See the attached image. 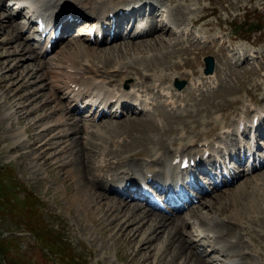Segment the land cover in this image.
<instances>
[{
  "label": "rangeland",
  "instance_id": "obj_1",
  "mask_svg": "<svg viewBox=\"0 0 264 264\" xmlns=\"http://www.w3.org/2000/svg\"><path fill=\"white\" fill-rule=\"evenodd\" d=\"M166 1L168 4L165 1H163V6H165L164 9L168 11V13L169 12L171 13V18L174 21L173 24L175 26H179L185 23V21H187L186 23H188V20L189 22L193 21L197 23L198 18L195 16L199 12V7H203V5L205 7H203L204 10L201 13H204V15H209L210 13H212L211 16H208L200 21V24L204 22L211 23L203 27L204 28L203 31H206V29H210V31H212L211 33L205 34L204 37V39H206L205 42H201L200 44H198L188 39L185 40L183 35L182 37L179 36L177 42L174 44L173 43L175 39L174 33L171 30L168 31V29L162 25L161 28H163V31L160 30L161 28L154 33L152 31V33L148 34L150 36H145L142 38L141 37L133 38L130 40L125 39L124 42L123 40L119 39L116 42L113 41L107 42L104 40V42L102 41L101 44L96 43L99 47L103 49L96 51L98 56L95 57V59L100 60V62L102 60V64L104 63L106 67L114 65V63L118 60L119 62H121L122 59L124 61H127V59H125L126 57L123 58L122 56L123 53L120 55V53L118 52L117 50L118 47L112 49L115 52L114 53L110 52L111 54L105 52L104 49L108 48L109 46L114 47V44L117 43L119 45L122 44L123 50L125 48L130 49L132 53V51H135V49L132 47L134 44L145 45L149 42H152L153 38L156 37L158 33H161V35L165 37L166 41H169V45L164 49L158 48L159 50L158 52L161 55H164L166 53V55H164L165 57H167V53H168L170 57H168V63L163 64L165 69L163 70L158 69L159 72L163 71L171 74L173 72H177L178 80H182L185 78L182 72L184 71L185 73H188V71L187 69H182L181 70L182 72H179V70L183 67H188L191 69V71H194L197 76L198 75L197 71H201L198 69L199 65L201 64L204 65L203 56L211 54L214 58L220 61L219 67H224V65L226 66V68H218L217 60H215V72L217 73L218 79L221 81L222 78H224V81L223 80L221 81V84L218 87L217 92L213 95L210 94L206 97L204 95L199 96L194 92H191V95L188 96L189 99H194L196 96L200 100L202 99V101L204 102H200L198 106L191 104L188 107V110L190 111L186 110L185 112H183L182 110H179L178 112L175 113L174 112L168 113L164 109V107L160 104L162 99H160V97L156 95L157 105L153 110L152 116L148 118L147 117L135 118L132 116H127L125 118V119L127 118L133 119L136 121H140V120L151 121L149 123V125L151 126L144 131L140 130L139 127L128 128V126L124 124H120V125L117 124L116 126L114 120L99 119L98 121H96L100 125H102V129L106 133L105 137H107L109 141L111 139L116 141L115 142L116 148L112 149L111 151H108V153L112 155H118L119 157H122L125 161H136V163L139 165V168L142 166L145 167L147 163H150V160H153L157 157L158 153H160L159 155H161V153L162 154L165 153L167 149L169 151L174 150L176 146L172 145V143L174 142L171 140V138L173 137L175 138V132L179 128L182 127L186 128L190 126L189 127L190 134H187V137L185 139H188L189 136H192L193 134H199L204 129H208V127L204 125L201 121H199L198 118L196 117L198 113H199L198 115L199 119L202 118L201 114H206V117L210 118L211 114H213V111L222 110L221 113L223 117L227 119H236V117L240 116L242 113L250 112L249 97H248L249 95L256 99L255 101L257 102V104L259 105L264 104L263 103L264 95L262 94L257 95V93L263 92L264 89L262 88V84L260 82H256L264 77V70L260 71L259 75H258V69L254 67H249L244 71L245 67L248 65L244 66L242 64L235 66L234 64L235 62L236 64H239L242 61L237 57L234 58V63L232 64L233 65L232 68L230 63L228 62V59L225 56H223L224 51L220 49V46L216 42L215 43L209 42L211 38L215 36L217 33L220 32L223 33L224 32L223 30H225L226 32L229 31V29L225 25V22L231 19V15L240 16V19H242L244 12L243 6L245 4L249 6V7L248 6L245 7V9L249 11L248 12L249 15L254 18H259L262 22V25H264V0H237L235 6L232 5L234 0H197V2L199 1V4H196L195 0H186V1L166 0ZM183 3L185 6L184 8H182ZM190 8H195V9L192 10ZM180 10L181 12L179 13L178 11ZM9 11H11V9ZM3 12L6 11L3 10ZM154 12L155 14L158 13L156 16L160 22L162 18L159 15L158 9H156ZM152 23L156 25L161 24V23H156V20L153 21ZM217 25H220L224 29H221L219 32H217L218 31ZM4 26H5V30L0 31V184H1L0 189L2 187H6L9 193L8 195H0V201H2L3 203L2 205H0V238H4L5 236L9 235L8 234L9 230H12V222L14 223L13 227L15 228H21L25 226L24 221L21 217L15 215L12 218V207H9L6 204L7 202H10L12 204V201H9L8 197H11V194H17V198L24 197V199L31 206L27 215L29 217V222L30 224H32L34 230L38 232V229H36L38 223L39 225H44L46 229L49 228L50 226L54 228V230H56L59 235H64L65 239H67L68 242V244L63 245L64 253L71 255L73 257H80L78 261L79 264H118V263L119 264H151L152 262L151 260H153V264H155L156 261L153 259V255L149 257L142 256L144 255V252H140L137 255H133L134 252L132 251L130 245L127 244V241L124 239V236L122 235L121 237L120 233L115 229L119 233V234L117 233L116 236L115 233L116 231L114 232L113 223L107 225L108 221L107 223L105 221L103 223V221L97 220V218H95V216L91 211H89L87 216L86 215L87 211L84 212L78 209L75 204H72V202L69 199L71 196L70 195L71 192H67V191L74 190L77 187V185L73 186L72 188L69 187L65 189L61 184L64 178L61 171H58V168L61 169L64 168L61 166H57L56 163L52 162V160L53 161L55 160L54 149L58 148L57 146H53L51 149L48 148L46 149L47 155L49 157H44V158L42 157L39 158V160L32 159L33 155L31 154L32 152H29L30 149L37 148L38 144H41L42 141L39 138H35L37 136L36 134L37 128H35V124H33L29 128H26L27 132L26 134H23L25 143L30 144L29 147L25 145L12 146V141L14 140L12 139L11 136L12 132L14 130L21 129V126H24L29 119L34 118V116L37 113L36 111L32 110L28 114L20 118L19 122H17V118H13L12 113L10 114L9 119H7V116L3 114V112H5V109H7V104L11 102L13 98L18 97L17 100H22L23 99L22 96L27 95L28 93H30L31 95L36 94L37 96H34V98L35 101H38V99H40L41 96H38L36 92H40V93L47 92L50 89V86L46 83L47 81H49V79H47L46 77L48 75L43 74L44 72L43 70L47 69L45 68L46 67L45 65H44L45 67L43 66L44 69L41 68L40 65V69L42 71L43 77L45 76V78L43 79V77H41L40 80H37L36 82L34 80H31L28 83H26L24 81V77H22L23 75H25L26 72L20 74L17 70H15V68L9 67L10 65H12L11 63L15 62V59L12 57L17 56V54L15 55L11 53V50L12 51L14 50L13 46L14 45L17 46L20 43L24 44L26 47L27 45L24 42H21L22 40L19 34L20 30L18 32V28L12 32L14 36L16 35V37L12 40V42L10 43L5 42L3 38L6 37V35L10 34V32L7 30L9 28L7 23ZM226 32L224 33L226 34ZM238 32L240 33L239 34L240 36L247 37L249 39V42L256 43L258 48L260 49V54L261 53L264 54V27L261 33H252L251 36H247L248 33L243 32L240 29H238ZM77 35L79 36V33H77ZM209 36L210 38H208ZM229 36L231 38H234V36H232L231 34H229ZM235 44H239V45L242 44L243 46L249 45L246 41H239V40H236ZM141 45L139 50L144 49L145 51L148 52L147 54L149 55L151 52L156 51L153 48L148 49V48H144V46ZM66 48H68L69 51H67ZM72 48H73L72 43L71 45L69 43L62 44V46L54 49L50 59H53L55 56L57 57L60 54L62 55H64L65 53L67 54V52H70ZM173 49L175 50L169 51ZM28 52L30 53V49ZM135 52H137V54L134 56L140 57L141 53H139L138 49ZM30 54L31 55L29 58L31 59L29 58L26 59V57H23V60L21 61L22 64L18 66V68H22L23 66H28V65L32 66L33 64L36 65L37 61L32 57L33 56L32 52ZM196 58L198 62V67H196L197 66ZM61 60L63 61L64 59L62 58ZM248 60L251 63L253 62L255 64L253 58ZM262 61H263L262 58L257 59V63H262ZM135 65H128V67L129 69L133 68V70H135L141 76L142 68L138 66H143V64H141L139 61H136ZM153 68L157 69L154 67V65L144 66L145 69L144 74L153 73L154 71ZM226 69H228V71H226ZM146 76L147 77H143V80H145L143 83V87L148 93L155 94L156 88H154V86H156V83L158 81L154 77H151L150 74H147ZM134 80L138 81L137 79ZM12 81L14 83H12ZM165 83L169 84L170 86L171 85L174 86L173 78L169 79ZM43 84H46L45 87L47 88L48 86L49 89H46L44 87L41 90H38V88H36ZM251 85L252 87H250ZM34 89L37 91L35 92ZM12 94L14 95L12 96ZM59 94L61 93L59 92ZM234 94L236 98H229L230 95H234ZM207 98H212V99H207ZM58 100L63 102V99H58ZM58 100L54 99V101L50 102V104L52 103L55 104ZM50 111L51 110H49L48 113H51ZM57 113L59 112L58 111L52 112L51 113L52 115L49 116V120L50 117H52L53 115L58 116ZM165 114H168L169 116H165ZM158 118L161 119L160 121L162 122V126L157 125L156 121L158 120ZM101 120H103V122ZM12 122L14 128H12ZM50 122L52 123V127H55L54 128L55 130L56 128L57 130L60 129V126H58V124H53L52 121ZM110 128L111 129L113 128V130H111ZM105 129L107 130V132ZM59 131L57 132V134L61 135L60 134L61 132ZM79 134H81V137L78 136ZM86 134L87 132H85L83 129L82 130L79 129V131L76 134L77 137H75L78 140L77 142L78 145L75 147L79 146V141L83 140L82 138ZM89 135L90 134L88 133V136ZM212 135L215 136L216 134H212ZM207 136L208 135L206 136L203 135L197 139H204ZM95 137L96 136H92L90 139L93 140ZM157 140L165 143L162 146V144H160ZM96 141L100 142L99 140ZM119 141H122V143ZM56 143L54 145H56ZM90 143L91 144H89L85 149V151L87 152L85 155L86 171H84V175L86 177V173H87L88 178L91 177V172H90V166H87L88 165L87 160L91 159L94 149L96 150V148H102V146H104V143H102L100 146L99 144L93 141ZM123 143L125 145H122ZM92 144L94 145L96 144V145L92 146ZM111 147L113 146H109V148ZM41 150L42 149H40V151ZM132 153H137V154H132ZM63 154L66 155L67 153H63ZM128 154H132V155L128 156ZM69 157H72V155L69 154ZM42 160L45 162L44 167L41 166V164H39V162H42ZM250 175H251L250 177H248L247 175L246 178H243L241 181L247 179L248 181H253L256 178V175H259L258 176L259 182L260 183L263 182V184L255 190L258 191V194L260 195L264 194V168L254 171V173ZM3 182H6L5 185H3ZM66 183H69V180L65 181V184ZM235 185L230 186L225 191H222L220 194L221 197H223L226 194H229L231 188H234ZM9 188L11 190V194ZM105 198L107 197H104V199ZM239 199L241 205L248 201L246 198L243 199L239 198ZM198 207L201 208L202 206L201 207L198 206ZM210 209L211 208L209 209L206 208L205 210L209 211ZM223 211L226 212L229 210L224 209ZM258 212L264 213V206H261ZM79 214L82 216H80ZM156 215L157 214L153 215V217ZM88 217H90V219L93 220L94 224L88 222ZM8 218L10 220H8ZM164 220H170V219L164 218ZM143 223L144 225H141L142 230L146 226L147 222H145L144 220ZM261 223H263V227H261V225L257 223V224H253V225H258L257 227H253L252 229L249 230V231L252 230L251 231L252 241L254 242L255 247L264 245V219L261 220ZM93 226L97 229V232L94 228H92ZM184 227H187V225H184ZM19 234L25 235L26 237L21 241V243H19L16 252H10L8 250H0L1 264H6V261L4 259H6L9 262V264H28V263L47 264V262H45L44 257H42L40 250L38 249L37 242L34 240L30 232L23 231V232H19ZM112 234H113V238H112L113 240L112 239L111 240L114 243H112V241H110L109 239V237L112 236ZM157 241H158L157 238H152V240L147 242V244L142 242L138 244V246L140 247L143 244V247L146 249V252H150V250L154 249L155 247H159L158 245L159 243ZM1 245L3 244L1 243ZM45 245L46 243H43L42 247H45ZM167 246L171 248V245H167ZM261 249L262 248H260V250ZM169 251L170 249L168 250L163 249V251L161 252H165V253L161 257V259H165ZM170 257L171 256H168V259H170ZM159 258L160 257L158 256L157 259ZM177 261L174 262V264L177 263ZM51 264H60V263L54 261ZM61 264H65V263L61 261Z\"/></svg>",
  "mask_w": 264,
  "mask_h": 264
},
{
  "label": "bare ground",
  "instance_id": "obj_2",
  "mask_svg": "<svg viewBox=\"0 0 264 264\" xmlns=\"http://www.w3.org/2000/svg\"><path fill=\"white\" fill-rule=\"evenodd\" d=\"M66 1L69 0H21V2L19 3L20 4L19 10L15 14L19 15L20 10L27 7V4L29 6H32V8L34 7L36 10H53L61 6ZM71 1L75 3V6H72L74 9L86 12L88 13L89 16L98 13H104V15L99 18V20L101 19L104 23L107 22V18L111 17L109 12H112L113 10H118L120 8L133 12L134 10H139V8L138 9L135 8L136 7L135 5L142 4V0H134V1L133 0H128V1L71 0ZM164 11L166 10H162L160 14L162 15ZM151 12H152V8L150 10V13ZM166 12L168 13V11ZM178 12L180 13L181 10ZM12 18L13 16L10 14V12H7V15L4 14L2 20L0 21V31L5 30L4 25H6V23L10 28L7 29L10 32V34L6 35V37L3 38V40L7 43L12 42V40L16 37V35L14 36L12 32L18 28V25L14 24ZM173 22L174 21L170 16L167 17L166 23L164 24L163 22H161V24L156 25V24H152L151 22V26H153L152 30L143 36H147L148 34L152 33V31L153 33L156 32L158 29L162 27V25H165L164 27L168 26L169 28L173 29L175 33H178L179 32L178 29L180 25L175 26ZM193 24H195V22L192 23V26ZM25 25L26 24H23L22 27H24ZM84 25L87 24H85V22H82L77 26L82 27ZM160 30L163 31V28H161ZM82 31L85 30L83 29ZM183 35L185 40L188 39L190 41L198 43L197 40H195L193 36V31L191 29H189ZM20 36H21V32H20ZM86 39L88 40L87 36ZM118 39L119 38H115L112 40L116 42ZM94 40L96 42L98 41L97 38H94ZM69 44L71 45V43ZM89 44L90 43L87 41L83 43L72 42L73 48L70 50V52H67V54L63 53L65 57L63 62H56L51 60L48 62L49 63L48 69L46 71L43 70L44 71L43 74H45V72L48 73L49 70L50 72L49 82H51L50 89L48 86L47 88L45 87L46 84L40 85L36 88H38V90H41L42 88L45 87L46 89H49L47 92L40 93V92H36L37 90L34 89V91L38 94V96H41L40 98L41 100L38 99V101H35L34 96L37 95L36 94L31 95L30 93H28L27 95L22 96L23 97L22 100H17L18 97L13 98L12 101L7 104V109H5V112H3V114L7 116V119L10 118V114L12 113L13 118H17V122H19V119L22 118L24 115L28 114L30 111L33 110L36 111L37 113L34 116V118L29 119L24 126H21V129L14 130L12 132L11 136L12 139H14L12 141V146L25 145L29 147L30 144L25 143L23 134H26L27 132L26 128H29L33 124H35V128H37L36 131L37 136L35 138H39L42 141L41 144H38L37 148L30 149L29 152H32L31 154L33 155L32 159L39 160V158L42 157L43 158L49 157L47 155L46 149L47 148L51 149L53 146H57L58 148L54 149L55 160L54 161L52 160V162L56 163L57 166H61L64 168V169L58 168V171H61L64 178L61 184L65 189L69 187L72 188L73 186L77 185V187L74 190L67 191V192H71L70 194L71 196L69 199L72 202V204H75L78 209L84 212L87 211L86 212L87 216L89 211H91L95 216V218H97V220L103 221V223L104 221L106 223L108 221L107 225L113 223L114 232L117 230L120 233L121 237L122 235L124 236V239L127 241V244L130 245L132 251L135 253V254L133 253V255H137L140 252H144V255L142 256L145 257H149L153 255V259L156 261L155 264H174V262H176L179 257L181 258H179L177 263L175 264H264V245L255 247L254 242L252 241V235H251L252 230L249 231L253 227L258 226L253 224L258 223L261 225V227H263V223H261V220L264 219V213L261 212L262 213L261 214L260 212H258V210L261 206H264V196H263L264 194L260 195L258 194V191L255 190L263 184V182L262 183L259 182V178H258L259 175H256V178L253 181H248L247 179L241 181L240 183H236L234 188H231L229 194L223 196L224 198L221 197L220 194L222 191L227 190L226 188H223L215 192V195L211 197V199L200 201L196 207H193L192 210L195 212V216H194L195 221L194 222L190 221V217L192 214L190 213L184 223L185 225L189 224L190 226L189 231H192V233L194 232L195 237L192 238L189 237L187 240L184 239V236H181L182 233L181 229L179 230L178 228L179 223L182 221L180 220V218H173L172 220H164V217L160 215L159 216L156 215L153 217V215H155L153 211H148V209L146 210L141 209L142 204L138 203L136 200L132 202H128L124 199L118 198L113 191H109L112 193V196L107 195L108 193L106 192V188H105L106 185L103 186L101 179L98 178L97 176L101 170H103L105 167H108L110 164V159L105 158L106 156L104 155L108 154L107 153L108 151L105 150L106 147L105 144L110 143L112 139L109 141L108 138L105 137L106 133L102 129V125H100L98 122L95 124L94 123L95 118L93 117L87 118L88 120L91 121L90 125H86L85 123L80 126L78 124H74L72 120L76 121V119L69 118L68 115L65 113L71 112L72 104L75 103V101L72 100L70 96H68L69 97L67 99L68 103L63 104V102L58 100L63 97L62 93L61 95H58L55 91V88L62 87V89H64V91L68 93L69 86L72 83H75L83 86L87 90L92 89L93 91H99L100 94L104 93L107 98H112L116 96L120 101H122L123 99L129 100L130 102L139 101V102H143L144 106L146 107L148 104V100L139 94L142 93L143 95H148L153 99V110L157 105L156 97L158 96L160 97V99H162L160 104L164 107V109L168 113H172V112L175 113L180 110L181 102H185L188 99L187 96L189 90L192 89V85L188 84L183 89L177 90L176 88L172 89L171 88L172 85L170 86L169 84L165 83L171 78L178 77V75L177 72H173L172 74L163 71L159 72V70L165 69L163 64L168 63V57H170L168 53H167V57H165L164 55H166V53L164 55H161L158 52L159 51L158 48L164 49L169 45V41H166L165 37L161 35V33H158V35H156V37L153 38L152 42H149L145 45L134 44L132 46L135 49V51L138 49L139 53H141L140 57L134 56L137 54V52L135 51H132L131 53L130 49L125 48L123 50L122 44L119 45L115 43L114 47L111 46L112 47L111 48L109 46L108 48H105L104 49L105 52L114 53L115 51L112 49L118 47L117 50L120 53V55L123 53L122 55L123 58L126 57L125 59H127V61H124L122 59L121 62H119L118 60L114 63V65L108 67H106L104 63L102 64V60L100 62V60L95 59V57L98 56L96 51L103 48L98 46H90ZM140 45L148 49L153 48L156 51L151 52L149 55L147 54L148 52L145 51L144 49L139 50ZM13 48L14 50L13 51L11 50V53L15 55L17 54V56L12 57L15 59V62L11 63L12 65H10L9 67L15 68V70H17L20 74L26 72L25 75L22 76L24 77V81L26 83L30 82L31 80H34L35 82L37 80H40V78L43 77L42 71L40 69V65H42L41 62H38L40 63L38 65L33 64L32 66L28 65V66H23L22 68H18V66L22 64L21 61L23 60V57H26V59L30 57L31 54L28 52L30 48H28L27 50V47L22 43L18 44L17 46L14 45ZM66 49L67 51H69L68 48ZM174 50L175 49L169 51H174ZM31 52L33 54V57L35 56L38 57V54L34 52L33 48ZM136 61H139L141 64H143L141 76L135 70H133V68L129 69L128 67V65H135ZM97 63L102 64L100 66L101 69L99 68ZM149 65H154V67L157 68V69L153 68L154 70L153 73H147L158 81L156 83V86H154V88H156L155 94L148 93L143 87V83L145 81L143 80V77H147L146 76L147 74H144L145 71L144 66H149ZM41 68H43V66H41ZM198 69L202 70V66H200V68ZM200 73H201L200 78L197 79V81L193 82L194 84L193 88H196V83L202 84L208 80L215 83L216 80H219L217 73L215 72V68L213 72L210 74L206 75L203 74V72L201 71ZM129 74H132L133 78L138 80V81L134 80L133 82L134 84L137 82L135 84L136 89L133 88L134 85H130L133 83L129 84L126 81V77H129ZM190 75L194 77L196 76V73L194 71H191ZM44 78L45 76L43 77V79ZM12 83L14 82L12 81ZM46 83L48 84V82ZM115 84L117 85V87H115ZM124 85H129L131 88H128V86L125 87ZM262 88L264 89L263 86ZM13 95L14 94H12V96ZM54 99L55 100L57 99L58 101L55 104L53 103L50 104V102H53ZM253 108L258 109V113H255L256 115L253 116H258V120L262 119L264 115V109H261L257 105H254ZM49 110H51L50 111L51 113L57 112L59 110L60 112L57 113L58 116L53 115L52 117H50L49 120V116L52 115L51 113H48ZM127 116L129 115L127 114ZM165 116H169V115L165 114ZM253 116L251 117L249 122H252ZM141 117L142 116H140L139 118ZM160 120L161 119L158 118V120L156 121L158 126H162V122ZM50 121H52L53 124H58V126H60L59 129L60 131L57 130V128L55 130L54 129L55 127H52V123ZM114 121L116 126L117 124L119 125L124 124L128 126V128L139 127V129L143 131L147 130L151 126L149 125V123L151 122L149 120L136 121L129 118L127 119L121 118L118 121L116 120ZM237 124L238 122H236L235 126H237ZM12 128H14L13 122H12ZM80 128H83L90 135L86 140L85 138H82L83 140L79 141V146L75 147L78 145L77 143L78 140L75 138L77 137L76 132L79 131ZM111 130H113V128ZM58 131L61 132L60 134L62 136L57 134ZM92 136H96V137L93 140H91L90 138ZM54 139L57 141V143ZM96 140H99L100 142H97ZM92 141L99 144V146L102 143H104V146H102V148H96V150L94 149L91 159L87 160L88 161L87 166H90V172H91V177L88 178L87 173H86V177L84 175V171H86L85 155L87 152L85 151V149L89 144H91L90 142ZM158 142L162 144V146L165 143L160 141ZM206 142H207L206 140L202 142V146H204ZM55 143L56 145H54ZM197 144L198 143H195L193 145L192 143H189L188 144L189 151H194L196 153L200 151V149H198ZM95 145L92 144V146ZM122 145L125 144L123 143ZM109 146H115V142H112ZM184 148L185 145L182 144L179 148H177V150H175L171 155L168 156L169 159L171 158L173 159L175 157L174 153L183 150ZM206 148L210 149V145H207ZM40 149L42 150L40 151ZM63 153H67V154L64 155ZM69 154H71L72 157H69ZM132 154H137V153H132ZM132 154L129 155L131 156ZM159 154L160 153H158V155ZM44 163L45 162L43 160L42 162H39V164H41V166L43 167H44ZM128 165H132L134 168V172L139 174L138 178L142 179L140 173H138V169L135 167V163L131 162ZM251 168L253 169L254 167L251 166ZM241 174H245V173L243 172ZM250 176L251 175H248V177ZM235 179L236 178L234 176L233 180ZM67 180H69V183L65 184V181ZM122 184L123 181H121L119 184H116V186H121ZM132 185L133 184H131V186ZM208 195L211 196V193ZM104 197L107 198L104 199ZM239 198L242 199L246 198L248 201L241 205ZM198 206L200 207L202 206V207L199 208ZM206 208L207 209L211 208V209L208 211L205 210ZM224 209H227L229 211L224 212L223 211ZM143 219L145 220V222H147L146 226L144 227L145 230L143 229L144 231L141 228V225H144ZM88 222L94 224L93 220L90 219V217H88ZM92 228H94L97 232V229L94 226ZM222 230H226V233L224 235L221 234ZM117 231L115 232L116 236L118 233ZM113 234L112 236L109 237L110 241L113 240L112 239ZM209 235H214L215 239L213 241H210L209 243L210 245L208 248L209 253H207V255H209V258L206 259L202 256L201 253H198L197 247L201 245L202 238L205 239ZM163 236L165 238H160ZM152 238H158L157 242L158 243L161 242L163 246L155 247L154 249L150 250V252H146V249L143 247V244L140 247L138 246V244L142 242L147 244V242L152 240ZM112 243L114 242L112 241ZM167 245H171V248H169ZM188 246H192L195 250L189 249ZM241 246L244 247L246 250L249 249V251L247 252L239 248ZM163 247H165V250L170 249L169 253L166 256L167 258L165 257V259H161V257L166 252V251L161 252V248ZM260 248L262 249L260 250ZM158 256L160 257L159 259H157ZM168 256H171L170 259H168ZM151 261H152L151 264H153V260Z\"/></svg>",
  "mask_w": 264,
  "mask_h": 264
},
{
  "label": "trees",
  "instance_id": "obj_3",
  "mask_svg": "<svg viewBox=\"0 0 264 264\" xmlns=\"http://www.w3.org/2000/svg\"><path fill=\"white\" fill-rule=\"evenodd\" d=\"M45 231H47V232H44V234H45V237L48 238V242L50 243L51 246H55L56 237L48 230H45ZM17 240H18L17 237L12 235V243H11V240L9 239L7 240L2 239L0 243H3L8 249L10 248L11 245H12V248H15L18 245Z\"/></svg>",
  "mask_w": 264,
  "mask_h": 264
},
{
  "label": "water",
  "instance_id": "obj_4",
  "mask_svg": "<svg viewBox=\"0 0 264 264\" xmlns=\"http://www.w3.org/2000/svg\"><path fill=\"white\" fill-rule=\"evenodd\" d=\"M211 66H212V63H211V60H209V68L208 69H211Z\"/></svg>",
  "mask_w": 264,
  "mask_h": 264
}]
</instances>
